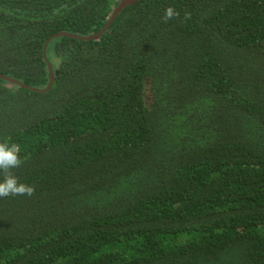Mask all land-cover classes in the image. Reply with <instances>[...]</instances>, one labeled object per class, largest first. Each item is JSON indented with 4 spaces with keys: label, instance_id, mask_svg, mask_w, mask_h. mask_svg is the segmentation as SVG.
I'll return each instance as SVG.
<instances>
[{
    "label": "trees",
    "instance_id": "trees-1",
    "mask_svg": "<svg viewBox=\"0 0 264 264\" xmlns=\"http://www.w3.org/2000/svg\"><path fill=\"white\" fill-rule=\"evenodd\" d=\"M118 4L0 0V75L46 88L47 40ZM47 56L50 92L0 80L35 186L0 198V264H264V0H140Z\"/></svg>",
    "mask_w": 264,
    "mask_h": 264
},
{
    "label": "clouds",
    "instance_id": "clouds-1",
    "mask_svg": "<svg viewBox=\"0 0 264 264\" xmlns=\"http://www.w3.org/2000/svg\"><path fill=\"white\" fill-rule=\"evenodd\" d=\"M179 12L172 6L165 9L164 21L174 19ZM21 146L11 142L10 138L0 141V172L3 173V180H0V198L8 196H29L35 194V186L22 183L12 172V169L19 168L23 161L21 159Z\"/></svg>",
    "mask_w": 264,
    "mask_h": 264
},
{
    "label": "water",
    "instance_id": "water-1",
    "mask_svg": "<svg viewBox=\"0 0 264 264\" xmlns=\"http://www.w3.org/2000/svg\"><path fill=\"white\" fill-rule=\"evenodd\" d=\"M119 1V4L118 6L114 9L110 19L108 20L107 24L104 26V28L98 32L97 34H92L90 36H78V35H74V34H71V33H57V34H54L53 36H51L47 42L45 43V46H44V49H43V56H44V59L48 65V69H49V72H50V80H49V84L46 88L44 89H36V88H32V87H29L13 78H10V77H7V76H4V75H0V80H4V81H7L10 83V86H14V85H17L21 88H26V89H29V90H32V91H35V92H40V93H48L52 90L53 86H54V83H55V73H54V69H53V66L51 65L49 59H48V56H47V51H48V47L50 45V43L54 40V39H57V38H65V37H68V38H75V39H80V40H83V41H100L101 38L108 32L109 28L111 27V25L115 22V20L117 19V17L128 7L136 4L137 2H139L140 0H118Z\"/></svg>",
    "mask_w": 264,
    "mask_h": 264
}]
</instances>
